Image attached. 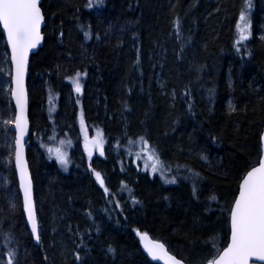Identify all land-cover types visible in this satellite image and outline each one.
Returning <instances> with one entry per match:
<instances>
[{"label": "trees", "instance_id": "obj_1", "mask_svg": "<svg viewBox=\"0 0 264 264\" xmlns=\"http://www.w3.org/2000/svg\"><path fill=\"white\" fill-rule=\"evenodd\" d=\"M40 5L44 41L30 59L29 142L44 130L71 132L77 149L64 169L40 145L36 156L28 146L38 246L14 166L11 63L0 28V264L9 253L14 264H157L138 231L187 264L218 256L241 181L262 154L264 0ZM242 10L249 38L238 44ZM84 130L99 134L93 151L83 147ZM141 137L159 157L156 172Z\"/></svg>", "mask_w": 264, "mask_h": 264}, {"label": "snow or ice", "instance_id": "obj_2", "mask_svg": "<svg viewBox=\"0 0 264 264\" xmlns=\"http://www.w3.org/2000/svg\"><path fill=\"white\" fill-rule=\"evenodd\" d=\"M102 2V0H98ZM92 0H89L91 6ZM40 0H0V25L7 34V42L12 49V61L15 64L16 83V104L20 115L16 117L15 127L18 130L16 163L21 172V187L24 190V208L28 214L31 224V231L39 241L38 224L34 211L31 181L27 178L26 164L22 159V140L26 132L27 121L24 116L25 94L23 89V79L27 68V56L29 50L35 48L41 42V24L44 17L40 8ZM247 7H251V0H248ZM242 24L237 25L239 38L237 43H241L249 38L248 18L245 11L240 15ZM87 35V34H86ZM79 77V74H77ZM75 91L81 92L79 79H74ZM83 124V119L81 120ZM145 149L148 151V159L154 160L151 164L152 172L158 170L160 164L159 157L155 150L150 149L147 141L141 137ZM103 155V151L100 153ZM91 156V152L89 153ZM57 160L61 165H67L65 154L59 153ZM259 167L253 168L247 173L246 178L240 185L239 197L234 202L231 210V243L223 250L222 254L214 256L207 261V264H249L250 258L264 261V159L258 161ZM147 167V165H146ZM96 180L101 187H104V180L99 172L95 173ZM167 183H175V179L167 180ZM105 193L108 189L104 187ZM138 235H140L138 233ZM146 234L141 236L144 239ZM162 244H154L152 247L146 246V251L153 260L161 258L159 250H163ZM165 264H182L181 261L164 253ZM6 264H14V253H9ZM79 259V257H77Z\"/></svg>", "mask_w": 264, "mask_h": 264}, {"label": "water", "instance_id": "obj_3", "mask_svg": "<svg viewBox=\"0 0 264 264\" xmlns=\"http://www.w3.org/2000/svg\"><path fill=\"white\" fill-rule=\"evenodd\" d=\"M40 4H41V0H40ZM39 6L41 8V5H39ZM41 12H42V15L44 17L42 8H41ZM44 25H45V17H44L43 23L41 24V29H40V31H41V37H42L41 42L35 48L29 50L28 56H27V68H26V72L24 74V79H23V89H24V94H25V99H26L24 116H25V119L27 121V126H26L25 135H24L23 140L21 142L22 145H23V149H22V159H23L24 163L26 164V174H27V178L30 179V181H31V195H32V201H33L34 211H35V215H36V219H37V224H38L39 241H37L36 237L33 235L32 231H31V224H30V222L28 220V214H27V212L25 211V208H24V190L21 187V172H20V169L17 167V163H16V148H17L18 130L15 127V120H16V117H18L20 115V111H19V109L17 107L16 98H15V92H16V83H15V74H16V72H15V64L12 61V49H11V46L7 42V34L4 32L2 25H0L2 34L4 35L5 42H6V45L8 47L9 59H10V63H11V74H12V79H11L12 94H11V98H12V103H13V107H14V111H15L14 124H13V130H14V133H15V157H14V166H15V170H16V174H17V178H18L19 190H20V193H21L22 198H23V211H24V215L26 217V221H27V224L29 226L30 232H31V234L33 236L34 242L38 246L40 245V230H39V222H38V215H37V206H36V199H35V185H34L33 176H32V172H31V169H30L29 161H28V143H29L30 136H31L30 99H29V91H28V75H29L30 59H31L32 55L36 54L40 50V48H41V46L43 44V41H44V36H43V32H42L43 31V28H44ZM261 142H262V154H261L260 160L261 159H264V128H263V133H262V137H261ZM255 167H259V163L256 166H254L253 168H255ZM252 169H250L249 171H251ZM246 176H247V174L242 179L241 184H242L243 180L246 178ZM239 190H240V188H239ZM238 197H239V192H238V195H237L236 199ZM233 207H234V204H233L232 208ZM138 233L140 235H138ZM144 234H146L145 238L144 239H141V236L144 235ZM137 236H138V239L140 241V245H141V248H142L143 252L145 253V255L152 262L157 263V264H165L166 257L164 256V253L166 252L168 255H170V256L174 257L175 259L181 261L182 264H187L184 261H182L181 259H179L176 255L172 254L169 251L168 247L165 244H163L162 242H160V241L155 240L154 238H152L150 236V234H148L146 232L138 231L137 232ZM230 243H231V219H230V237H229L228 245ZM154 244H162L164 246L163 250H159V254H160L161 258L158 259V260H153L151 258V256H149L148 252L146 251V246L147 247H152ZM227 246H226V248H227ZM222 252L220 254H222ZM252 263H261V264H264V261L256 260L255 257H253V258H250V260H249V264H252ZM205 264H207V263H205Z\"/></svg>", "mask_w": 264, "mask_h": 264}, {"label": "rangeland", "instance_id": "obj_4", "mask_svg": "<svg viewBox=\"0 0 264 264\" xmlns=\"http://www.w3.org/2000/svg\"><path fill=\"white\" fill-rule=\"evenodd\" d=\"M49 105H50L49 110L51 112L55 113V111L57 109L55 97H49ZM41 132L39 134L38 133L34 134L35 140H33V144L30 142L28 143V146H30L32 144L31 145L32 152L36 156L38 146L40 145L41 147H43L47 151L48 155L52 158L57 159V155L59 153H63V154H65L68 163L66 166L65 165H61V166H62V168L67 169L71 164V159H70V152L71 151L70 150L76 148L75 141H76L77 133L74 134V133L68 132V134H66L63 137H57L54 132H50L49 134H48V131H46V130H44V132H42V133ZM81 135H82V137L80 140L83 141V147L88 149V150L92 148V151H93V145L97 143V139L99 137V134H96L95 132L91 133V132L84 130L81 133ZM44 137L46 139H44Z\"/></svg>", "mask_w": 264, "mask_h": 264}, {"label": "flooded vegetation", "instance_id": "obj_5", "mask_svg": "<svg viewBox=\"0 0 264 264\" xmlns=\"http://www.w3.org/2000/svg\"><path fill=\"white\" fill-rule=\"evenodd\" d=\"M252 264H259V263H252Z\"/></svg>", "mask_w": 264, "mask_h": 264}]
</instances>
